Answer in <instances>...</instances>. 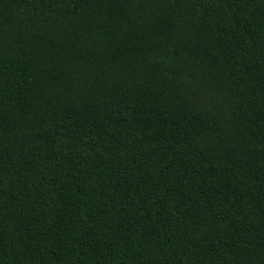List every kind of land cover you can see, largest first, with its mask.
<instances>
[{
  "label": "trees",
  "instance_id": "16d2710c",
  "mask_svg": "<svg viewBox=\"0 0 264 264\" xmlns=\"http://www.w3.org/2000/svg\"><path fill=\"white\" fill-rule=\"evenodd\" d=\"M0 264H264V0H0Z\"/></svg>",
  "mask_w": 264,
  "mask_h": 264
}]
</instances>
